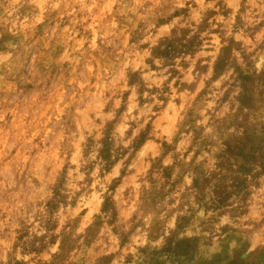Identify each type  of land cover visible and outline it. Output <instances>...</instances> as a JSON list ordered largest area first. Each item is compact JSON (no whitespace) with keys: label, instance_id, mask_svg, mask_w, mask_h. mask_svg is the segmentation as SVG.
I'll use <instances>...</instances> for the list:
<instances>
[{"label":"rangeland","instance_id":"obj_1","mask_svg":"<svg viewBox=\"0 0 264 264\" xmlns=\"http://www.w3.org/2000/svg\"><path fill=\"white\" fill-rule=\"evenodd\" d=\"M0 264H264V0H0Z\"/></svg>","mask_w":264,"mask_h":264}]
</instances>
